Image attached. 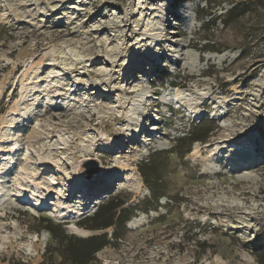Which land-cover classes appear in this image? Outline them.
Returning <instances> with one entry per match:
<instances>
[{"label":"rangeland","instance_id":"374dc122","mask_svg":"<svg viewBox=\"0 0 264 264\" xmlns=\"http://www.w3.org/2000/svg\"><path fill=\"white\" fill-rule=\"evenodd\" d=\"M0 264H264V0H0Z\"/></svg>","mask_w":264,"mask_h":264},{"label":"trees","instance_id":"16d2710c","mask_svg":"<svg viewBox=\"0 0 264 264\" xmlns=\"http://www.w3.org/2000/svg\"><path fill=\"white\" fill-rule=\"evenodd\" d=\"M209 2V0H206ZM234 10H231V13H233ZM185 140H189L190 143H194L197 141H204L205 137L201 136V135H194L191 134V136L189 137H183L181 139H178V143L185 141ZM177 147H179V145H177ZM171 153H174V151H166V152H157L154 153L149 162L142 164L140 167V173L142 174L143 178H144V184L145 187L148 188L149 190H151L154 194V197L156 200H158L161 196H164V194H162V187L160 186V183L162 182L163 179V175L164 172L166 171V158L168 156L171 155ZM117 216H123L124 220H128L129 218V213L127 212V210L125 211H121L119 212V214ZM42 222L46 223L48 226H50L51 228V219L50 218H46L43 217ZM102 224L99 223L95 226L90 227L91 229H99V230H103L102 228ZM104 237H100L98 236H93L89 239H77L74 238L75 241H77L78 243H74L71 242L70 245L66 246L67 248V254L71 256V259L75 262V263H84L86 260V256L89 255V251L88 249H90L91 251H93L92 249V244L95 245V242L102 240ZM84 243H87L86 245H84ZM79 245V246H78ZM83 245V247H82ZM107 244H103L101 247H95L94 251L91 253L94 254L95 252H98L103 246H106ZM87 247V249H85L84 247Z\"/></svg>","mask_w":264,"mask_h":264},{"label":"bare ground","instance_id":"6f19581e","mask_svg":"<svg viewBox=\"0 0 264 264\" xmlns=\"http://www.w3.org/2000/svg\"><path fill=\"white\" fill-rule=\"evenodd\" d=\"M134 125H137V124H134ZM143 130H145V128L144 127H141L140 128V131H143ZM105 175V176H104ZM102 177L103 178H101L102 179V181L104 180V182L106 183V184H110L111 183V181L110 180H108V178H106V174H104ZM111 176V175H110ZM96 179H98V181H100V179L99 178H96ZM94 189L93 188H90V189H88V190H86L88 193L89 192H91V191H93ZM90 194V193H89ZM76 232L78 233V234H81L82 232L79 230V229H77L76 230Z\"/></svg>","mask_w":264,"mask_h":264},{"label":"water","instance_id":"95a60500","mask_svg":"<svg viewBox=\"0 0 264 264\" xmlns=\"http://www.w3.org/2000/svg\"><path fill=\"white\" fill-rule=\"evenodd\" d=\"M93 163L97 164L96 167L94 169H92V175H90L89 178L93 177L95 174H99L102 171V166L99 165V163L97 162V160H92ZM83 174V173H82Z\"/></svg>","mask_w":264,"mask_h":264}]
</instances>
